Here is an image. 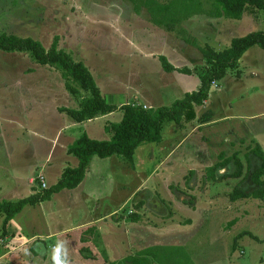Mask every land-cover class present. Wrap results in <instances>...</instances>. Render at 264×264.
<instances>
[{"label":"rangeland","instance_id":"374dc122","mask_svg":"<svg viewBox=\"0 0 264 264\" xmlns=\"http://www.w3.org/2000/svg\"><path fill=\"white\" fill-rule=\"evenodd\" d=\"M201 2L204 12L180 23L199 45L220 50L235 36L264 29L262 11L240 19L215 18L208 14L210 0ZM1 32L32 37L45 48L56 39L58 48L85 64L99 92L116 106H169L198 88V71L166 72L161 55L178 68L205 65L196 47L152 23L145 8L136 13L127 0H0ZM210 87L207 100L195 106L199 119L207 122L165 121L159 142L135 149V168L118 154L94 156L78 190L53 194L37 206L50 230L41 238L50 256V246L63 241L70 264H127L131 258L118 256H138L137 246L150 245L160 246L164 254L161 262L148 258L150 264H264V199L231 201L238 178L212 182L205 170L221 152L244 159L255 144L264 149V49L248 48L238 66ZM60 107L76 108L78 101L66 90L59 70L36 63L27 51L0 50V200L41 190L34 178L38 172L47 187L57 181L43 164L50 147L57 145L54 156L61 151L63 120L74 122ZM121 117L116 109L74 129L78 135L107 139L104 125ZM250 161L242 183L248 191L257 187L249 175L261 162L254 155ZM233 169L230 163L217 174ZM104 215L105 220H96ZM132 215H138V222L131 221ZM87 218L92 223L84 230H92L96 240L86 259L76 226ZM1 222L2 216L0 230ZM56 228L64 232L52 231Z\"/></svg>","mask_w":264,"mask_h":264},{"label":"trees","instance_id":"16d2710c","mask_svg":"<svg viewBox=\"0 0 264 264\" xmlns=\"http://www.w3.org/2000/svg\"><path fill=\"white\" fill-rule=\"evenodd\" d=\"M132 8L139 13L145 8L149 19L157 26L167 31L176 32L186 43L196 47L205 59V65L200 69L174 67L163 55L160 56L162 68L166 72L176 70L185 74L199 72V86L196 90L185 92L181 98L173 101L169 106L146 107L142 103L127 102L120 106L108 102L99 92L92 73L82 61L74 60L72 56L57 46L54 39L48 48L32 37H21L6 32L0 33V50L27 51L31 58L38 64L48 65L60 71L65 88L78 101V107H60V112H65L74 122L90 120L113 112L116 109L122 111L120 121L107 123L104 128L109 133L107 139H95L85 132L72 141L66 152L77 159V165L63 169L60 178L47 188L35 191L19 199L0 200V216H2L0 238L8 233V225L12 218L22 210L26 204L34 205L48 200L62 189H72L80 183L92 157L106 158L114 154L121 156L125 162L135 168V149L143 143L159 142L161 130L165 121L180 124L181 121L199 119L195 106L202 105L209 96L210 85L220 80L227 69L238 66L243 53L253 45L264 49V29L250 31L241 36L231 38L227 47L216 50L209 44L199 45L197 39L186 35V29L180 23L194 15L203 13L201 0H127ZM264 12V0H210L208 14L215 18L240 19L243 14ZM207 118V117H204ZM203 120V121H202ZM260 159V165L255 168L250 176L251 181L257 186L253 190H246L242 183L247 178L251 169L250 156ZM232 163L234 169L228 173L217 174ZM206 178L212 182L224 179H236L234 188L229 194V200L235 201L241 198L264 199V149L259 144L251 147L241 159L237 153L224 155L219 153V160L206 167ZM192 173V171H190ZM137 214V213H136ZM138 215H132L131 221H136ZM189 220V219H187ZM235 222V221H231ZM86 232V231H85ZM138 256H127L131 263L150 264L148 258L153 260L163 259L164 254L158 245H151L140 249ZM170 263H174L171 256H167Z\"/></svg>","mask_w":264,"mask_h":264},{"label":"crops","instance_id":"0c3cea01","mask_svg":"<svg viewBox=\"0 0 264 264\" xmlns=\"http://www.w3.org/2000/svg\"><path fill=\"white\" fill-rule=\"evenodd\" d=\"M61 115H63V113H61ZM99 118H105V115H102V116H99V117H96L90 120H86V121H93ZM61 119L63 120L62 116H61ZM205 121L207 122L208 119H206ZM83 122L85 121L69 123V121L67 122V120L64 119L63 124L61 126L62 133L64 134V138L62 139L61 145L59 147L61 151L56 156H54V152H55L57 145L55 147L53 146L49 148V154L47 155L45 159L46 163H44L43 165H45L46 169L50 170L53 174L56 175V180L60 178V175L63 169H65L69 165H71L69 167H74L77 165V159L76 158L74 159V157H72L73 155L71 156L70 154H68L66 152V149H67V146L81 134L80 133L78 135L74 127L77 126V123H83ZM92 161H93V157L91 158L90 163L85 171V176L83 180L80 183H78L75 188L67 189L65 187L66 190L62 189L59 192H56L54 194L60 193L63 195V194L68 193L69 195L70 194L72 195L73 192L78 190L79 186H81L83 182H85L86 180L85 178L89 175V172H91L92 170L91 169ZM34 178L33 177L30 178V182H34ZM42 202L36 203L34 205L26 204L22 208V210L18 212L17 214H15V216L12 218L10 225H8L7 227L8 229L7 235L4 236L3 238H0V264H6V260L8 258L10 261H12L10 264H52L53 255L51 256L49 255V252H47V247L45 243H43L41 240L44 234H46V236L50 235V230H48V227L46 226V223L43 220L44 215L42 216V213H40L41 211L37 207V206H40ZM102 219L105 220V215L97 217L96 220L103 221ZM134 222H138V220ZM91 223L92 222L88 221V218H87L83 220L82 223L76 226L79 230L83 232V233L81 232V238L79 240L81 244V249L79 251L80 253L82 252L81 254L86 259L90 257L91 255H93L92 250L95 248L94 247L95 245L93 243V241L96 240V239L93 240L94 233L92 232V230L91 231L89 230L88 232H85L84 230L86 225H89ZM38 225L41 226V228L37 227ZM26 226H28L30 230L29 229L26 230L25 229ZM31 226H34V227L30 228ZM52 231L56 232L57 234H60L61 232H64V229L61 228V230H57L56 228ZM97 232L98 231H96V234ZM53 246L55 247L54 244L50 246L51 250L54 249ZM130 246L132 247H128V248L131 251L134 248V244ZM137 247L138 249H142L140 246H137ZM19 252L20 254H18ZM24 252L26 253L25 255H24ZM128 255L130 254L125 252L123 256H118V259L124 260L125 257ZM35 259H37V261ZM46 261L48 262L45 263Z\"/></svg>","mask_w":264,"mask_h":264},{"label":"clouds","instance_id":"9594fccd","mask_svg":"<svg viewBox=\"0 0 264 264\" xmlns=\"http://www.w3.org/2000/svg\"><path fill=\"white\" fill-rule=\"evenodd\" d=\"M52 264H70L65 242L58 241L55 245L53 249Z\"/></svg>","mask_w":264,"mask_h":264},{"label":"built area","instance_id":"2783aa9c","mask_svg":"<svg viewBox=\"0 0 264 264\" xmlns=\"http://www.w3.org/2000/svg\"><path fill=\"white\" fill-rule=\"evenodd\" d=\"M213 83H215V82H213ZM38 187H41V188H46L47 186V184H46V181H45V177L42 175V174H39L38 175ZM53 248H54V246H53Z\"/></svg>","mask_w":264,"mask_h":264},{"label":"bare ground","instance_id":"6f19581e","mask_svg":"<svg viewBox=\"0 0 264 264\" xmlns=\"http://www.w3.org/2000/svg\"><path fill=\"white\" fill-rule=\"evenodd\" d=\"M39 174H42V175L44 176V174H43L42 172H38L37 175H36V177H35V179H37V181H38V179H39V178H38V175H39Z\"/></svg>","mask_w":264,"mask_h":264}]
</instances>
